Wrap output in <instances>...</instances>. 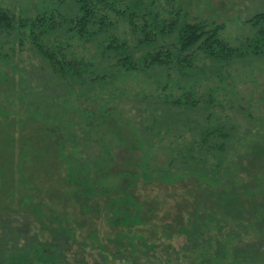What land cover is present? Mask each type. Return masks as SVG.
Wrapping results in <instances>:
<instances>
[{"label":"rangeland","instance_id":"obj_1","mask_svg":"<svg viewBox=\"0 0 264 264\" xmlns=\"http://www.w3.org/2000/svg\"><path fill=\"white\" fill-rule=\"evenodd\" d=\"M145 3L126 5L142 9L137 28L150 15L149 21L155 15L159 22L177 18L206 30L219 25L220 37L241 53L219 62L198 50L193 69L183 72L175 63L140 74L98 70L106 72L90 85L98 90L77 86L71 92L51 73L28 33L0 35L2 146L11 138L0 150L6 176L0 238L8 236L1 243L7 255L14 247L29 249L32 238L41 244L61 241L69 264H214L218 259L264 264V52L255 53L250 21L264 11V0ZM45 9L73 18L80 8L74 0H0V10L16 19L35 18ZM110 35L137 54L146 51L126 21L114 34L99 36L111 42ZM174 38L159 32L158 42L166 50ZM71 42L78 56L102 60L97 38ZM220 123L235 140L229 149L238 154L229 156L234 168L215 167L212 157L206 165L178 159L171 166L176 146L182 152ZM59 143L71 156L68 162L76 156L78 162L97 158L102 163L90 165L97 185L90 198L68 185V162L58 156ZM26 150L39 155L35 163H25L28 186L17 171ZM107 153L116 158L105 165ZM26 197L32 203H25ZM59 223L72 238L53 234ZM12 228L21 235L12 238Z\"/></svg>","mask_w":264,"mask_h":264},{"label":"trees","instance_id":"obj_2","mask_svg":"<svg viewBox=\"0 0 264 264\" xmlns=\"http://www.w3.org/2000/svg\"><path fill=\"white\" fill-rule=\"evenodd\" d=\"M79 5V13L72 17L68 14L57 13L55 9H45L40 15L32 18H18L16 19L14 14L0 10V35L3 33L11 34L16 32L17 35L22 33H28V37L33 47L37 48L41 54L46 57L51 67L50 71L54 74L60 84L69 89L73 88L71 92L77 91V86L82 91H86L90 88L92 91L98 90L95 87L90 86L93 84L94 77H105L107 71L118 72L120 70L127 71L129 73L137 72L138 74L144 72L153 65L168 66L170 63H175L179 66L180 71L185 69H193L195 55L198 50L205 53L208 57L218 60L219 62H226L230 57L235 56L239 49L232 48L230 45L220 37V26H213L211 29L206 30L203 24H193L188 22H179V19L159 22V16H154V22L152 15L149 19H143V24L140 28H137V21H139V13L143 15L142 9L138 7L130 8L126 6L130 0H74ZM140 3L146 4L147 0H139ZM170 2V0H166ZM135 5V4H134ZM136 6V5H135ZM140 11V12H139ZM147 14L146 12H144ZM144 16V15H143ZM57 18L59 20H57ZM126 21L129 29L132 32H138L140 39L138 38L139 45H143L146 51L141 54L133 52L130 46L115 40L112 35L108 36L112 39L111 42L104 41L100 34H114L115 28L120 22ZM251 25L255 29V53L264 52V11L260 12L252 18ZM61 27H59V24ZM62 26L65 28L63 29ZM159 32L164 37L174 36L176 42L168 46L166 50H163V45L159 44L158 36ZM73 37H77L82 42L91 41L93 38L98 39L97 53H101L102 60L95 58L86 60L85 53H79L74 49L71 42ZM156 47H150L156 45ZM86 52V50H84ZM239 53V54H240ZM92 57V56H90ZM98 70L106 71L104 74ZM90 72V73H89ZM93 73V74H92ZM92 75L90 79L87 76ZM100 81V79H99ZM89 87L86 88L85 86ZM186 99V98H185ZM181 100H184L181 98ZM182 103L180 105H185ZM207 108L209 106L206 105ZM157 111V109H155ZM155 111V112H156ZM210 115V114H209ZM215 115V114H214ZM219 117H214V120ZM225 123H220V126L212 130L215 137L211 134H207L206 137L200 139H193L186 145V149L181 152V146H176L171 158V166L178 159L185 163L195 164H208L209 157L214 159L215 167H223V164H227L229 168H234L236 163L229 160V156L238 155L234 150L230 151V147H234V137L229 135ZM216 130V131H215ZM217 132V133H215ZM8 139V140H7ZM10 137L6 140L9 141ZM4 140V139H3ZM3 141L4 146L8 143ZM233 140V141H232ZM0 142V150H6ZM59 158L67 160L71 159L68 156L65 146L59 143ZM255 147L254 144L251 145ZM257 150V149H256ZM28 154V150L25 151L18 161V177L22 180L25 186L30 183L29 177L24 176L23 171L26 168V161L36 162L39 155L33 153L31 150ZM234 152V153H232ZM180 153V154H179ZM3 153L0 151V155ZM42 154V153H41ZM43 155V154H42ZM226 155V156H225ZM74 160L69 161L66 166L69 186H74L76 192H83L86 197L90 198L94 193L92 192L97 187L95 178L90 174L91 166H101L102 163L97 158H90L83 162ZM103 158L106 164H111L116 155L107 153L103 154ZM231 161V162H230ZM197 167V166H196ZM6 176L4 171L0 168V195L5 186ZM105 188H102L103 190ZM106 190V189H105ZM70 193V191H69ZM77 193V197H78ZM27 204L32 203L25 198ZM28 201V202H27ZM35 210V209H34ZM37 215V219L44 223V217L41 215V208L34 211ZM119 218V217H117ZM67 239L72 238L70 230H66L61 223L58 224V230H55L53 234H61ZM10 234L12 238L21 235V229H11ZM126 238V237H124ZM122 239V238H120ZM8 240V236L4 234L0 238V264H69L64 253V248L60 242L56 244L38 243L34 239H28V248H12L9 255L3 252L4 248L1 243ZM121 242V240H119ZM68 243V242H67ZM66 243V244H67ZM136 248V244H134ZM223 258L222 254L219 255ZM249 256H244L243 261ZM135 259H138L137 257ZM249 259V258H248ZM137 261V260H136ZM223 262L218 259L214 264H229V262ZM137 264H141L138 262ZM236 264H240L238 261Z\"/></svg>","mask_w":264,"mask_h":264}]
</instances>
